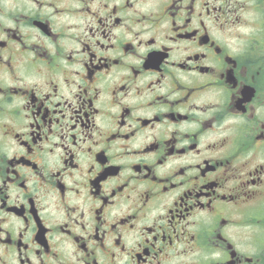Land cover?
Instances as JSON below:
<instances>
[{
	"label": "flooded vegetation",
	"instance_id": "flooded-vegetation-1",
	"mask_svg": "<svg viewBox=\"0 0 264 264\" xmlns=\"http://www.w3.org/2000/svg\"><path fill=\"white\" fill-rule=\"evenodd\" d=\"M0 264H264V0H0Z\"/></svg>",
	"mask_w": 264,
	"mask_h": 264
}]
</instances>
